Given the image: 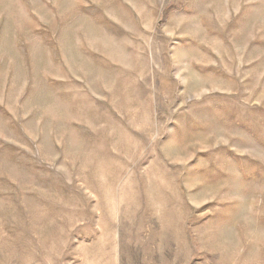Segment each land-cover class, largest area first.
<instances>
[{
  "label": "rangeland",
  "instance_id": "1",
  "mask_svg": "<svg viewBox=\"0 0 264 264\" xmlns=\"http://www.w3.org/2000/svg\"><path fill=\"white\" fill-rule=\"evenodd\" d=\"M0 264H264V0H0Z\"/></svg>",
  "mask_w": 264,
  "mask_h": 264
}]
</instances>
